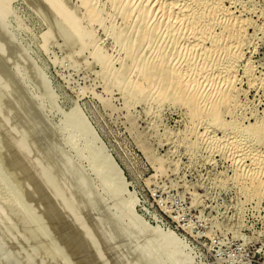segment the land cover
I'll list each match as a JSON object with an SVG mask.
<instances>
[{
	"label": "rangeland",
	"instance_id": "1",
	"mask_svg": "<svg viewBox=\"0 0 264 264\" xmlns=\"http://www.w3.org/2000/svg\"><path fill=\"white\" fill-rule=\"evenodd\" d=\"M195 3L0 0V264H264V0Z\"/></svg>",
	"mask_w": 264,
	"mask_h": 264
},
{
	"label": "bare ground",
	"instance_id": "2",
	"mask_svg": "<svg viewBox=\"0 0 264 264\" xmlns=\"http://www.w3.org/2000/svg\"><path fill=\"white\" fill-rule=\"evenodd\" d=\"M5 1H7V0H5ZM10 1H11V0H10ZM186 1H187V0H186ZM193 1H194V0H193ZM190 2H191V0H190ZM195 2L199 5V3L202 2V0H195ZM207 2H208V1H207ZM221 2H222V1H221ZM3 3H4V2H3ZM196 3H195V4H196ZM2 5H3V4H2ZM186 5H187V3H186ZM186 5H185V6H186ZM7 6H8V5H7ZM11 6H12V5H11ZM187 6H189V5H187ZM198 7H199V6H198ZM202 7H203V5H202ZM3 8H5V7H3ZM186 8L189 9L188 7H186ZM205 9H206V8H205ZM4 10H5V9H4ZM184 10H186V9H184ZM189 11H190V9H189ZM197 11H198V10H197ZM199 11H201V10H199ZM6 12H7V10H6ZM10 15H11V14H10ZM7 19H8V18H7ZM202 23H203V22H202ZM200 25H201V24H200ZM203 27H204V26H203ZM205 28H206V27H205ZM205 28H204V29H205ZM232 29H233V28H232ZM246 35H247V34H246ZM246 37H247V36H246ZM230 70H231V69H230ZM218 112H219V111H218ZM260 131H261V130H260ZM243 135H244V134H243ZM245 135H246V134H245ZM238 137H239V136H238ZM238 137H237V139H239ZM241 138H242V137H241ZM237 139H236V140H237ZM236 140H235V141H236ZM235 141H234V142H235ZM241 141H242V140H241ZM241 141H240V142H241ZM236 142H237V141H236ZM236 142H235V143H236ZM240 142H239V143H240ZM74 174H75V173H74ZM78 176H79V175H78ZM79 181H80V180H79ZM81 183H82V182H81ZM83 183H84V182H83ZM79 188H80V187H79ZM81 188H82V187H81ZM84 188H85V187H84ZM84 190H85V189H84ZM88 197H89V196H88ZM93 204H95V203H93ZM95 207H96V206H95ZM98 208H100V207H98ZM109 210H112V209H109ZM100 211H101V210H100ZM111 214H112V213H111ZM104 215H105V214H104ZM116 215L118 216L117 213H116ZM116 215H114V216H116ZM119 216H120V214H119ZM119 216H118V218H119ZM111 218H112V217H111ZM116 218H117V217H116ZM120 218H121V217H120ZM122 222H123V221H122ZM117 223H118V222H117ZM119 223H120V222H119ZM104 224H105V223H104ZM106 224H107V223H106ZM124 224H126V223H124ZM114 226H115V225H114ZM122 226H123V225H122ZM125 226H126V225H125ZM110 228H111V227H110ZM124 228H125V227H124ZM108 229H109V228H108ZM126 229H127V228H126ZM123 230H124V229H123ZM125 231H126V230H125ZM127 231H128V230H127ZM114 234H115V233H114ZM116 234H117V233H116ZM126 234H127V232H126ZM130 235H131V234H130ZM134 239H135V238H134ZM130 240H131V239H130ZM137 240H138V239H137ZM138 241H139V240H138ZM122 242H123V241H122ZM128 242H129V241H128ZM133 242H134V241H133ZM120 243H121V242H120ZM132 244H133V243H132ZM134 244H136V243H134ZM136 245H138V244H136ZM139 245H140V244H139ZM143 246H144V245H143ZM134 247H135V246H134ZM137 247H138V246H137ZM137 247H136V248H137ZM128 248H129V247H128ZM134 249H135V248H134ZM141 249H142V248H141ZM145 249H146V248H145ZM135 250H136V249H135ZM135 250H134V251H135ZM142 250H143V249H142ZM138 251H139V250H138ZM146 251H148V250H146ZM136 252H137V251H136ZM139 252H140V251H139ZM144 253H145V252H144ZM150 253H151V252H150ZM136 254H137V253H136ZM138 254H139V253H138ZM141 254H142V253H141ZM131 255H132V254H131ZM142 255H143V254H142ZM142 255H141V256H142ZM144 255H145V254H144ZM149 255H150V254H149ZM151 256H152V254H151ZM145 258H146V257H145ZM149 258H151V257L149 256ZM152 258H154V257H152ZM156 260H157V259H156ZM147 261H148V260H147ZM152 263H153V262H152ZM159 263H160V262H159ZM148 264H149V263H148Z\"/></svg>",
	"mask_w": 264,
	"mask_h": 264
}]
</instances>
